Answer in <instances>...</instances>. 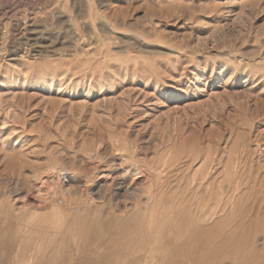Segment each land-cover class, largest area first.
<instances>
[{"label": "rangeland", "instance_id": "1", "mask_svg": "<svg viewBox=\"0 0 264 264\" xmlns=\"http://www.w3.org/2000/svg\"><path fill=\"white\" fill-rule=\"evenodd\" d=\"M205 166L229 194L242 184L207 264H264V0H0V264H172L170 250L204 230L197 203L182 213L170 194ZM46 179L86 192L108 182V194L142 182L151 198L126 203L123 233L93 236L88 192L78 205L55 188L41 199Z\"/></svg>", "mask_w": 264, "mask_h": 264}, {"label": "bare ground", "instance_id": "2", "mask_svg": "<svg viewBox=\"0 0 264 264\" xmlns=\"http://www.w3.org/2000/svg\"><path fill=\"white\" fill-rule=\"evenodd\" d=\"M192 164V163H191ZM156 167H157V165H156ZM159 167V166H158ZM174 168V167H173ZM172 168V169H173ZM198 168V167H197ZM208 169V167H202L201 168V171H199V169H198V173L200 174L199 175V178H197L198 177V173L196 174L197 175V177H196V175H195V177L194 178H192L191 180H189V181H186L185 183H184V181L182 182V183H184L183 185L182 184H179V185H181V191H177V190H173L174 192H171L172 194H170V196H176L175 198H177L178 199V205H179V210L180 211H182V213L183 212H185L186 211V205L188 206V204H190V203H194V202H196L197 203V208H195L196 209V212H195V216H196V218H198V222L196 223H194L193 222V224H198V226H199V228L201 227V229L202 230H204V231H198V230H194V236H192L193 238H194V241L192 242V241H186L187 239H186V237H185V240L184 241H182V242H180V243H177V244H179L178 246H177V244H176V247H174L172 250H170V253H171V251H172V253L171 254H169L170 255V260L169 261H171V263L172 264H207V263H209V262H211L212 260H214V259H216L217 257H218V255H219V252L221 251L220 250V248H221V246L222 245H224V244H222L221 245V242H222V237H223V232H222V235H221V232H220V230H221V228H220V222H221V219H220V217H219V215L224 211V204H226L227 203V205L229 204V201H234L233 199L234 198H236V196H238V191L239 190H241V187H242V184H241V180H239L240 182H237L236 183V186H235V188H233L234 189V193L232 194V193H230L229 194V191H228V189H224L219 183L218 184H215V180L213 179L214 178V176H213V173H210V172H208V171H206ZM213 169H214V167H213ZM180 170V169H179ZM87 171V170H86ZM147 171V170H146ZM162 171V170H161ZM168 171V170H167ZM166 171V172H167ZM173 171V170H172ZM178 171V170H177ZM61 172H63V171H61ZM98 172V171H97ZM164 172V171H163ZM162 172V173H163ZM170 172V171H169ZM174 172H175V170H174ZM64 173V172H63ZM156 173V172H155ZM170 173H172V172H170ZM176 173V172H175ZM62 174V173H61ZM144 174V173H143ZM154 174V173H153ZM177 174V173H176ZM63 175V174H62ZM88 175V174H87ZM139 175V174H138ZM152 175V174H151ZM89 176V175H88ZM145 176V175H144ZM157 176V175H156ZM166 176H167V174H166ZM87 177V176H86ZM147 177V176H146ZM151 178H153L152 176H150ZM62 178V177H61ZM114 178V177H113ZM119 178V177H118ZM142 178V177H141ZM147 178H149V177H147ZM156 178V177H155ZM159 178V177H158ZM163 178V177H162ZM184 178H185V176H184ZM226 178V177H225ZM63 179H65V178H63ZM89 181L88 182H92L93 184H94V179L92 178V177H89ZM115 179V178H114ZM114 179H113V181H114ZM174 179V178H173ZM172 179V180H173ZM176 179V178H175ZM55 180V179H54ZM155 180V179H154ZM159 180V179H158ZM167 180V179H166ZM188 180V179H187ZM51 182H49V179H46L45 180V182H48V183H50V186H51V189H50V191L48 190L49 188H50V186H49V184H47L48 186H49V188L47 187L46 188V190H48L49 192H46V193H41V191H44V189H42V190H40V193H41V195H40V193H39V195L41 196V199H48L49 197H51L52 195H53V193H54V189L53 188H55L56 189V192H60V194H62L63 196L62 197H67V196H72L75 200V202H72V203H75V204H77L78 203V201H79V199H80V197H82V194L84 193H87L88 192V189H87V192L85 191V190H82V189H74V188H71V187H68L67 186V184H65V183H63L62 182V179L60 180V181H56V182H53L52 180H50ZM65 181V180H64ZM67 181V180H66ZM112 181V180H111ZM110 181V182H111ZM112 181V182H113ZM124 181V180H123ZM133 181V180H132ZM149 181V180H148ZM53 182V183H52ZM96 182V181H95ZM115 182V181H114ZM126 182V181H125ZM220 182V181H219ZM106 183H108V182H106ZM105 183V184H106ZM116 183H117V181H116ZM129 183V182H128ZM144 183V182H143ZM153 183H154V181H153ZM158 183V185L160 184L159 182H157ZM181 183V182H180ZM232 183V182H231ZM235 183V182H234ZM104 184V186H99L98 187V190L97 191H93V192H88L87 193V195H88V197H87V201H89L88 203H90V205L89 206H87V205H85L84 206V210L85 209H87V210H89L90 211V214H92L93 215V217H92V219L91 220H87V221H92L93 223H96L97 225H98V227H96L95 225V229L93 230L92 229V235H93V231H101V229H104V231H117V233L119 232V231H122V233L124 232L123 230H122V227H123V223H121L122 221H124L123 219H125L126 217V213H124L125 212V205H126V203L127 202H131V206H133L134 207V205L137 203V200L138 199H141V197H146V198H151V191H149V190H145L144 189V187H143V184H142V182L141 183H138V182H133V183H130V184H128V185H122V183L120 182V183H117L118 184V188L115 190V191H113V192H109V194H108V192H107V190H108V188H109V184H107V185H105ZM111 184V183H110ZM114 184V183H113ZM127 184V183H126ZM155 184V183H154ZM103 185V184H102ZM156 185V184H155ZM154 185V186H155ZM171 185V184H170ZM174 185H175V183H174ZM232 185H235V184H232ZM161 186V185H160ZM231 186V185H230ZM229 186V187H230ZM46 187V186H45ZM151 187V186H150ZM149 187V188H150ZM157 187V186H156ZM173 187V186H172ZM175 187V186H174ZM231 188V187H230ZM110 189V188H109ZM157 189V188H156ZM167 189H169L170 190V188H166V190ZM45 190V191H46ZM111 190V189H110ZM152 190V189H151ZM162 190V189H161ZM154 191V190H153ZM165 191V190H164ZM242 191V190H241ZM156 192H157V190H156ZM169 192V191H168ZM259 192V191H258ZM174 194H177V195H174ZM241 194V193H240ZM86 195V194H85ZM109 195V196H108ZM156 195H157V193H156ZM161 195V194H160ZM86 197V196H85ZM84 197V198H85ZM113 197H116V198H118L119 200H121L119 203L120 204H116V206L115 207H113V203L114 202H112L113 201ZM157 197V196H156ZM115 198V199H116ZM145 198V200H147ZM63 200H64V202L66 201L64 198H62ZM72 200V199H71ZM144 199H143V201H145ZM169 200H171V199H169ZM44 201V200H43ZM70 201V200H69ZM86 201V200H85ZM96 201H101L105 206H108V208H109V211L110 212H108V213H103V212H101L100 210V208H101V206L100 205H98V204H96L97 202ZM116 201V200H115ZM155 201H156V199H155ZM238 201V200H237ZM52 202V201H51ZM152 202H153V200H152ZM159 202V201H158ZM163 202V201H162ZM86 203V202H85ZM118 203V202H117ZM148 204V203H147ZM163 204V203H162ZM167 204V203H166ZM37 205V204H36ZM65 205V204H64ZM78 205V204H77ZM80 205V204H79ZM82 205V204H81ZM129 205V206H130ZM146 205V204H145ZM156 205V204H155ZM164 205V204H163ZM196 205V204H195ZM230 205V204H229ZM39 206H40V204H39ZM43 206V205H42ZM44 206H45V204H44ZM58 206V205H57ZM61 206V205H60ZM68 206V203H67V205H65V207H67ZM136 206V205H135ZM154 206V205H153ZM174 206V205H173ZM226 206V205H225ZM52 207H54V206H52ZM62 207L63 206H61V209H62ZM145 207H147V206H145ZM151 207V206H150ZM163 207V206H162ZM175 207V206H174ZM57 208V207H56ZM55 208V209H56ZM81 208V207H80ZM66 209V208H65ZM131 209V208H130ZM134 209H135V207H134ZM145 209V208H144ZM153 209H154V207H153ZM160 209V208H159ZM171 209H172V207H171ZM189 209H191V208H189ZM207 209H209V211L207 212ZM42 210V209H41ZM50 210V209H49ZM63 210H64V208H63ZM74 210V209H73ZM79 210H82V209H79ZM111 210H114V214L111 212ZM152 210V209H151ZM165 210V209H164ZM173 211H174V209H172ZM192 210V209H191ZM194 210V209H193ZM65 211V210H64ZM67 212H68V210H66ZM65 211V212H66ZM88 211V212H89ZM124 211V212H123ZM163 211V210H162ZM9 212V211H8ZM65 212H63L62 213V215H63V217L64 218H66V213ZM86 212V211H85ZM136 212V211H135ZM141 212H143V211H141ZM164 212V211H163ZM53 213V212H52ZM70 212H68L67 213V216H68V214H69ZM161 213V212H160ZM173 213V212H172ZM176 213V212H175ZM189 213V217H191V215H193V213L191 214V212H188ZM207 213H208V217L206 216L207 215ZM223 213H225V211L223 212ZM1 214V213H0ZM29 214V213H28ZM27 214V215H28ZM78 213H76L75 215H77ZM137 214V213H136ZM152 214V213H151ZM163 214V213H162ZM187 214V213H186ZM191 214V215H190ZM9 215H11L10 213H9ZM30 215V214H29ZM51 215V214H50ZM71 215L73 216V213H71ZM75 215H74V217H75ZM104 215H106V216H110V217H112V221L110 220V222H106L105 220L103 221V218L105 217ZM130 215V214H129ZM155 215V214H154ZM153 215V216H154ZM165 215V214H164ZM174 215V214H173ZM173 215H171V216H173ZM183 215V214H182ZM181 215V216H182ZM188 215V214H187ZM15 216V215H14ZM13 216V217H14ZM72 216H69V218L70 217H72ZM151 217H152V215H150ZM157 216V215H156ZM177 216H178V213H177ZM184 216V215H183ZM222 216V215H221ZM77 217V216H76ZM75 217V218H76ZM142 217V216H141ZM140 217V218H141ZM164 217V216H163ZM174 217V216H173ZM189 217H187L186 216V218H189ZM0 218H1V215H0ZM8 218V217H7ZM79 218V217H78ZM147 218V217H146ZM145 218V219H146ZM159 218V216L156 218V222H157V219ZM208 218V219H207ZM11 219V218H10ZM13 219H15V218H13ZM83 220H84V218H82ZM106 219V218H105ZM128 219V218H127ZM131 219V218H130ZM130 219H128V220H130ZM134 219V218H133ZM177 219H182V217H179V218H177ZM177 219H175V220H177ZM184 219H185V217H184ZM183 219V220H184ZM189 219H191V218H189ZM223 219V218H222ZM253 219V218H252ZM4 219H2V221H3ZM8 220V219H7ZM12 220V219H11ZM11 220H9V221H11ZM81 220V219H80ZM80 220H74L73 222H75L74 223V226H75V228H76V230L77 231H80V230H78V229H81V227H82V224H80L81 222H80ZM141 220V219H140ZM144 219H142L141 221H143ZM155 220V219H154ZM153 220V221H154ZM174 220V221H175ZM1 221V222H2ZM5 221V220H4ZM62 221H63V219H62ZM66 221V220H65ZM82 221V220H81ZM85 221H86V219H85ZM136 221V220H135ZM152 221V220H151ZM152 221V222H153ZM160 221V220H159ZM164 221H166V220H164ZM179 221V220H178ZM185 221V220H184ZM183 221V222H184ZM191 221H193V219L191 220ZM195 221V220H194ZM126 222V221H125ZM150 222V221H149ZM155 222V221H154ZM172 222H173V220H172ZM180 222H182V221H180ZM182 222V223H183ZM186 222L188 223V221L186 220ZM189 222H190V220H189ZM7 223H8V221H7ZM36 223V222H35ZM34 223V224H35ZM39 223H41V222H39ZM45 223V222H44ZM43 223V224H44ZM65 223L66 222H64V225H65ZM68 223V222H67ZM66 223V224H67ZM151 223V222H150ZM177 222H175V224H176ZM4 224H5V222H4ZM9 224V223H8ZM10 224H11V222H10ZM9 224V225H10ZM33 224V225H34ZM80 224V225H79ZM91 224V223H90ZM138 225H139V223H137ZM146 224H147V222H146ZM145 224V225H146ZM157 224V223H156ZM175 224H172V225H175ZM32 225V224H31ZM30 225V226H31ZM35 225H37V224H35ZM45 225V224H44ZM46 225H47V223H46ZM68 225H69V223H68ZM72 225V224H71ZM88 225V224H87ZM126 225V224H125ZM138 225H136L135 224V227L136 228H133V229H136L137 230V227H139ZM149 225V224H148ZM152 225V224H151ZM181 225V224H180ZM184 225H187V224H184ZM183 225V226H184ZM221 225H223V224H221ZM7 225H5V227H6ZM11 226V225H10ZM37 226H39V225H37ZM67 226V225H66ZM70 226V225H69ZM73 226V225H72ZM72 226H70L71 228H73ZM85 226V225H84ZM93 226V225H92ZM166 226H169V225H166ZM165 226V227H166ZM182 226V225H181ZM180 226V227H181ZM40 227H41V225H40ZM42 227H43V225H42ZM41 227V228H42ZM45 227V226H44ZM47 227V226H46ZM45 227V228H46ZM68 227V226H67ZM80 227V228H79ZM87 227V226H86ZM176 228L177 227H179V225L177 226V224H176V226H175ZM186 226H184L183 228H185ZM190 227V226H189ZM192 227V226H191ZM12 228V227H11ZM22 228V227H21ZM63 228V227H62ZM61 228V229H62ZM146 228V227H145ZM155 228V229H154ZM153 229L154 230H156V232H157V229H156V227H154ZM161 228V227H160ZM175 228V229H176ZM182 228V227H181ZM182 228V229H183ZM198 228V229H199ZM15 229V228H14ZM13 229V230H14ZM20 229V228H19ZM64 229V228H63ZM62 229V230H63ZM128 229V228H127ZM153 229H151V230H153ZM170 229V228H169ZM168 228H167V231L169 230ZM178 229V228H177ZM176 229V230H177ZM25 230V229H24ZM61 230V231H62ZM69 230V229H68ZM130 230H132L131 228H130ZM129 230V231H130ZM160 230V229H159ZM161 230H163V228L161 229ZM179 230V229H178ZM208 230H210L211 232L210 233H208L209 231ZM234 230V229H233ZM9 231V230H8ZM26 231V230H25ZM73 231V230H72ZM76 231V232H77ZM85 231V230H84ZM175 231V230H174ZM179 231H181V230H179ZM192 231V230H191ZM208 231V232H207ZM234 231H236V230H234ZM75 232V233H76ZM177 232V231H176ZM245 231H243V233H244ZM248 232V231H247ZM250 232V231H249ZM17 233H19V232H17ZM78 233V232H77ZM81 233V232H80ZM109 233V232H108ZM127 233V232H126ZM152 233H154V232H152ZM152 233H150V234H152ZM168 233H169V231H168ZM181 233H183L182 231H181ZM188 233V232H187ZM232 233V232H231ZM236 233H237V231H236ZM235 233V234H236ZM101 234V233H100ZM107 234V233H106ZM116 234V233H115ZM141 234H144V232L142 231V233ZM140 234V235H141ZM146 234V233H145ZM144 234V235H145ZM150 234H148V235H150ZM154 234H156V233H154ZM166 234V233H165ZM164 234V235H165ZM186 234V233H185ZM240 234H241V232H240ZM250 234V233H249ZM18 235H20V234H18ZM18 235H16V237L19 239V236ZM88 235H89V233H88ZM163 235V236H164ZM176 235H179V232H177V234ZM187 235H189V234H186L185 236H187ZM15 236V235H14ZM21 236V235H20ZM60 236V235H59ZM68 236V235H67ZM87 236V235H86ZM94 236V235H93ZM156 236V235H155ZM158 236V235H157ZM235 236V235H234ZM236 236H237V234H236ZM235 236V237H236ZM240 236H242V235H240ZM250 237H251V235H249ZM15 237V238H16ZM22 237H24V235H22ZM21 237V238H22ZM62 237V236H61ZM69 237V239H70V236H68ZM68 237L66 238V239H68ZM90 237V236H89ZM114 237V235H112V236H110L109 238H108V240L105 242V243H107L108 241V243H110L111 241H113V238ZM124 237V236H123ZM168 237V236H167ZM243 237V236H242ZM244 237H246L245 235H244ZM247 237H248V234H247ZM254 237V236H253ZM60 238V237H59ZM135 238V237H134ZM150 238H151V236H150ZM158 238V237H157ZM164 238V237H163ZM170 238H171V236H170ZM23 240L25 239V238H22ZM83 239V238H82ZM87 239V238H86ZM132 239H133V237H132ZM136 239V238H135ZM138 239H139V236H138ZM153 239V238H152ZM156 239V238H155ZM240 239V238H239ZM241 239H244V238H241ZM250 239H252V237L250 238ZM17 240V239H16ZM89 240V239H88ZM93 240V239H92ZM100 240V239H99ZM164 240H165V238L163 239V242H164ZM176 240V239H175ZM183 240V239H182ZM225 240V239H224ZM252 240H255L254 238L252 239ZM263 240H264V238H263ZM13 241H15V240H13ZM25 241V240H24ZM68 241V240H67ZM101 241V240H100ZM104 241V240H103ZM135 241V240H134ZM133 241V242H134ZM145 241V240H144ZM148 241H149V239H148ZM151 241V240H150ZM153 241V240H152ZM173 242H175L174 240H172ZM172 241H165L166 243H171ZM177 241V240H176ZM239 241L240 240H237V242L239 243ZM245 241V240H244ZM244 241H242V243L244 242ZM259 241V240H258ZM11 242V241H10ZM28 242H30V241H28ZM85 242H87V241H85ZM97 242H99V241H97ZM142 242V241H141ZM157 242V241H156ZM225 242V241H224ZM234 243H235V241H233ZM246 242V241H245ZM253 242V241H252ZM14 243V242H13ZM63 243V242H62ZM71 243H72V241H71ZM117 243V242H116ZM131 243V242H130ZM135 244H136V241L134 242ZM134 243H133V245H134ZM139 243V242H138ZM151 243V242H150ZM166 243H164V244H166ZM242 243L240 244L241 246H242ZM254 243H255V241H254ZM11 244V243H10ZM66 245H67V243H65ZM83 244V243H82ZM144 244V243H143ZM155 244H157V243H155ZM154 244V245H155ZM62 245V244H61ZM72 245V244H71ZM102 245H103V243H102ZM132 245V244H131ZM142 245V244H141ZM158 245V244H157ZM171 245H173L172 243H171ZM170 245V246H171ZM229 244H227V246H228ZM235 245H237L236 243H235ZM239 245V244H238ZM243 245H245V244H243ZM247 245V244H246ZM248 245H249V240H248ZM250 245H251V241H250ZM255 245V244H254ZM12 246V245H11ZM78 246V245H77ZM91 246V245H90ZM89 246V247H90ZM120 246V245H119ZM125 246H127V245H122V246H120V248H122V249H124L125 248ZM153 246V245H152ZM152 246H148V247H152ZM162 246V245H161ZM166 246V245H165ZM252 246V245H251ZM76 247V246H75ZM83 247V246H82ZM89 247H87V248H89ZM158 247V246H157ZM235 248H236V246H234ZM250 247V246H249ZM74 248V247H73ZM102 248V247H101ZM106 248H108L109 249V245L108 244H106ZM111 248V247H110ZM113 248H114V246H113ZM154 248V247H153ZM161 248V247H160ZM223 248V247H222ZM228 248V247H227ZM235 248H234V252H235ZM241 248V247H240ZM242 248H244V246H242ZM247 248H248V246L247 247H245L244 249H246L247 250ZM90 249H92V248H90ZM104 249V248H103ZM144 249V251H145V248H143ZM148 249V248H147ZM169 249V248H168ZM230 249H232V248H230ZM237 249V248H236ZM250 249V248H249ZM253 249V248H252ZM255 249V248H254ZM264 249V248H263ZM73 250V249H72ZM76 250V249H75ZM98 250V249H97ZM99 250H101V249H99ZM157 250H158V248H157ZM167 250V249H166ZM68 251H70V250H68ZM74 251V250H73ZM86 251V250H85ZM94 251H95V249H94ZM93 251V252H94ZM128 251V250H127ZM131 251V250H130ZM143 251V252H144ZM149 251V250H148ZM155 251H156V249H155ZM226 251V250H225ZM229 251H231V250H229ZM228 251V252H229ZM242 251H243V249H242ZM241 251V254L243 253H245V252H242ZM248 251V252H247ZM246 251V253H248L249 254V251L250 250H247ZM259 251V250H258ZM261 251V250H260ZM259 251V252H260ZM75 252V251H74ZM76 252H77V250H76ZM90 252V251H89ZM92 252V253H93ZM99 252V251H98ZM104 252L106 253V252H108V251H106V249L104 250ZM117 252V251H116ZM150 252H152V251H150ZM158 252H160L159 250H158ZM164 252V251H163ZM228 252H227V255H229V257H230V253L228 254ZM233 252V253H234ZM237 252V251H236ZM254 252V251H253ZM79 253V252H78ZM78 253H76V254H78ZM130 253V252H129ZM169 252L167 251V253L165 252V253H163V254H166V256H167V254H168ZM222 253V252H221ZM224 253V252H223ZM232 253V252H231ZM252 253V252H251ZM251 253H250V255H251ZM255 253H257L256 251L254 252V254ZM68 254V253H67ZM72 254V253H71ZM87 254V253H86ZM109 254V253H108ZM112 254V253H111ZM115 254V253H114ZM116 254H118V253H116ZM115 254V255H116ZM128 254V253H127ZM127 254H125L126 256H127ZM141 254V253H140ZM140 254H138L139 256H140ZM156 254V253H155ZM157 254H160V253H157ZM264 254V253H263ZM88 255V254H87ZM94 255V254H93ZM99 255H100V253H99ZM104 254H102V256H103ZM134 256H135V254H133ZM132 255V256H133ZM153 255H154V253H153ZM169 255H168V257H169ZM236 255V254H235ZM249 255V256H250ZM253 255V254H252ZM257 255V254H256ZM255 255V256H256ZM262 255V254H261ZM79 255H77V257H78ZM83 256H85V255H83ZM89 256V255H88ZM87 256V257H88ZM101 256V255H100ZM107 256V255H106ZM111 256V255H110ZM113 256V255H112ZM126 256H123V257H126ZM136 256H137V254H136ZM149 256V255H148ZM156 256V255H155ZM245 256V255H244ZM244 256L242 257L243 259H241L240 258V260L241 261H244ZM255 256H251V259H253V258H255ZM263 256V255H262ZM65 257H67V256H65ZM64 257V258H65ZM80 257V256H79ZM87 257H85L84 259H86ZM120 257H121V254H120ZM128 257H130V256H128ZM154 257V256H153ZM157 257V256H156ZM163 257H165V256H163ZM167 257V258H168ZM222 257V256H221ZM228 257V256H227ZM240 257H241V255H240ZM253 257V258H252ZM257 257V256H256ZM258 257H260V256H258ZM257 257V260L259 259ZM76 257H74L73 256V259H75ZM83 258V257H82ZM81 258V259H82ZM115 258V257H114ZM114 258H113V260H114ZM117 258H119V257H117ZM127 258V257H126ZM125 258V259H126ZM133 258V257H132ZM144 258V257H143ZM149 258V257H148ZM226 258V257H225ZM245 258H247V257H245ZM91 259V258H90ZM121 259V258H120ZM119 259V260H120ZM127 259H129V258H127ZM126 259V260H127ZM131 259V258H130ZM135 259V258H134ZM134 259H133V261H134ZM161 259H164V258H161ZM222 259V258H221ZM224 259V258H223ZM231 259H233L232 257H231ZM237 259H238V257H237ZM236 259V260H237ZM256 259V258H255ZM66 261H67V259H65ZM76 260V259H75ZM83 260V259H82ZM110 260L111 259H108V261L110 262ZM136 261H138L137 259H135ZM229 260V259H228ZM250 260V259H249ZM260 260H262L261 258H260ZM259 260V261H260ZM97 261V260H96ZM95 261V262H96ZM104 260H102V262H103ZM116 261H117V259H116ZM115 261V262H116ZM120 261H122V260H120ZM132 261V262H133ZM149 261V260H148ZM151 261H155V260H152L151 259ZM151 261H149L150 263H153V262H151ZM163 261V260H162ZM165 261V260H164ZM232 262H233V260H231ZM246 261H248V260H246ZM253 261V260H252ZM77 262V261H76ZM107 261H105V263H106ZM124 262H126V261H124ZM131 262V261H130ZM157 262V261H156ZM227 262V261H226ZM231 262V263H232ZM254 262V261H253ZM255 262H256V260H255ZM254 262V263H255ZM261 262V261H260ZM67 263V262H66ZM71 263V262H70ZM70 263H67V264H70ZM84 264H85V262H83ZM87 263H90V262H87ZM92 263V262H91ZM112 263V262H111ZM117 263V262H116ZM119 263V262H118ZM117 263V264H118ZM227 263H229V262H227ZM236 263V262H235ZM239 263H241V262H238V264ZM244 262H242L241 264H243ZM248 263V262H247ZM246 263V264H247ZM254 263H252V264H254ZM258 262H256L255 264H257ZM101 264V263H100ZM104 264V263H103ZM128 264V263H127ZM130 264H132V263H130ZM135 264V263H134ZM147 264H149V263H147ZM157 264V263H156ZM165 264V263H164ZM213 264V263H212ZM245 264V263H244ZM262 264V263H261Z\"/></svg>", "mask_w": 264, "mask_h": 264}]
</instances>
